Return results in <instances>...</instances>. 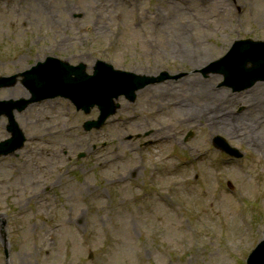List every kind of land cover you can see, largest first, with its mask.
Listing matches in <instances>:
<instances>
[{
    "label": "rangeland",
    "instance_id": "rangeland-1",
    "mask_svg": "<svg viewBox=\"0 0 264 264\" xmlns=\"http://www.w3.org/2000/svg\"><path fill=\"white\" fill-rule=\"evenodd\" d=\"M237 1L0 0V79L52 57L158 80L99 130L84 128L96 107L59 97L15 112L25 140L0 157V264H246L264 240V79L237 92L212 66L243 43L223 67L264 77V46L248 45L264 43V0ZM182 33L191 59L205 52L196 67ZM21 81L0 101L28 100ZM9 125L2 113L0 144Z\"/></svg>",
    "mask_w": 264,
    "mask_h": 264
},
{
    "label": "water",
    "instance_id": "water-1",
    "mask_svg": "<svg viewBox=\"0 0 264 264\" xmlns=\"http://www.w3.org/2000/svg\"><path fill=\"white\" fill-rule=\"evenodd\" d=\"M243 43H236L231 51L221 60L212 64L216 67L213 72L220 73L226 80L230 79L237 85H232L235 91H240L251 86L256 80L264 79V77L248 78L240 73L235 66H231L228 70L223 67L228 63V59L232 56H244L245 50L241 47ZM249 46H264L262 44H251ZM264 65V56L261 60ZM259 67L254 68L257 71ZM92 76L86 74V67L78 65L72 67L64 62L49 58L47 63H39L36 67L20 74L10 77L7 80L0 79V88L10 87L16 84L17 78H22V84L31 95L29 100L21 101H0V116L2 113L9 119V131L12 133V139L0 144V155L7 153L3 148L6 146L8 151L15 149V143L18 147L23 141V134L19 130L17 124L13 121V112L15 110L22 111L29 104L41 101L43 99L63 97L69 99L77 110H82L88 114L90 109L97 106L100 111L98 120L87 122L84 127L88 131L91 128L101 127L105 120L114 114V100L120 96L133 101L135 99V91L155 81L151 77L137 76L131 73L115 71L113 68L102 62H98L93 68ZM161 80V79H159ZM230 83H227V86ZM230 87V86H229ZM216 148L226 152L229 155L239 156L225 141L216 137L214 140ZM247 264H264V241L261 242L254 252L248 258Z\"/></svg>",
    "mask_w": 264,
    "mask_h": 264
},
{
    "label": "bare ground",
    "instance_id": "bare-ground-1",
    "mask_svg": "<svg viewBox=\"0 0 264 264\" xmlns=\"http://www.w3.org/2000/svg\"><path fill=\"white\" fill-rule=\"evenodd\" d=\"M217 2H218V4H220L223 12H226L228 10V7L227 6L228 5L230 6V3H232L234 7L239 6L237 0H234V1L233 0H230V1H228V0H217ZM227 3H228V5H226ZM157 20H158V18L155 19V26L157 25V27H158V26H160V24H159V22H157ZM225 30L228 31L229 30V27L226 26ZM153 33L156 34V31H153ZM178 34H179V32H176V35H178ZM181 37H182V43H180V45H181L180 49H181V52H183V57H184V59L186 58L187 63L189 61L190 65L192 67H196L197 65H200L202 62H204L205 61L204 60L205 52L203 50H201V49H199L200 55L195 58L196 60L190 58L189 52L192 50L191 49V44H190L191 41H190L189 38H185V36L183 35V33H182ZM165 47L170 48V45H168V39L166 40ZM187 59H189V60H187ZM37 60H38V58H37ZM149 76L150 75H148V74H143L142 75V77H149ZM201 84H202V82H201ZM10 96H12V95H10ZM213 99L214 98H211V101ZM241 118L242 117H240V119ZM232 132L234 133V131H232L231 128L229 127V134L230 133L232 134ZM0 224H1V221H0Z\"/></svg>",
    "mask_w": 264,
    "mask_h": 264
}]
</instances>
